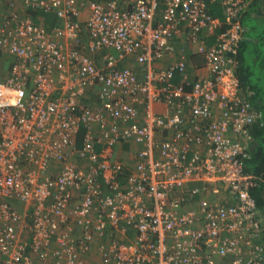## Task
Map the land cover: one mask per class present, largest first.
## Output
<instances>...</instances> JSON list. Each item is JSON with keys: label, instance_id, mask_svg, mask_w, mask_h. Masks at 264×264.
<instances>
[{"label": "built area", "instance_id": "2783aa9c", "mask_svg": "<svg viewBox=\"0 0 264 264\" xmlns=\"http://www.w3.org/2000/svg\"><path fill=\"white\" fill-rule=\"evenodd\" d=\"M253 1L222 0L221 21L204 0H25L61 23L0 21V56L13 58L0 79V264H264L245 170L259 114L236 75L238 14ZM85 41L106 50L102 67ZM94 85L98 107L82 100ZM119 144L135 147L127 174Z\"/></svg>", "mask_w": 264, "mask_h": 264}, {"label": "trees", "instance_id": "16d2710c", "mask_svg": "<svg viewBox=\"0 0 264 264\" xmlns=\"http://www.w3.org/2000/svg\"><path fill=\"white\" fill-rule=\"evenodd\" d=\"M205 3H206V6L207 8H209V12L214 16V11L215 9L218 7L220 9V12H222V9L221 7L223 8V5H221L222 3V0H204ZM257 0H254L252 3H250L251 5L252 4H255ZM249 4H246L244 6H242L238 16H239V20H240V24L242 25V27L246 28V25H247V18H248V15H247V11H245L248 7L247 6H251ZM224 9V8H223ZM217 10V9H216ZM46 13V12H44ZM40 12V11H36L34 13L31 14L32 16V19L36 22H41L44 24L45 27H50V25H47L45 24L44 22V19H47V16ZM219 18V17H217ZM221 21H224L225 19V10H224V16L222 18H219ZM254 29V28H253ZM246 30V29H245ZM244 32H243V36H244ZM255 39L254 41H246V39L242 40V42L240 43L239 45V48H238V53L236 55V61H237V68H236V75H237V78H238V81H239V86H240V89H241V95L244 96V100L246 102L249 103V105L251 106V108L257 112L260 116V111H258L257 109L254 108V105L251 103L252 101H249L248 98L250 96H255L256 95V92H257V88H258V78H254L252 77V73L250 71V66L248 65L247 67L244 65V61H246L243 57V55H241V50H242V47L244 49V46L249 43L250 45L253 46V50L255 52V56H256V53H259V54H264V39L263 38H260V36H258L257 34L255 35ZM214 42V39L213 38H209L207 44L210 45L211 43ZM260 43V44H259ZM259 44V45H258ZM262 46V50H259L258 49V46ZM251 56H253V53H251ZM264 56V55H263ZM247 57H248V53H247ZM187 61L189 63L192 62V64L196 65V64H199L200 63V59L197 58L196 56H191V57H188L187 58ZM251 76V77H250ZM250 78H254L252 82H250ZM176 81H178V79H176ZM252 92L251 95H249V93ZM260 123H261V118H259L257 120V122L251 127V134H252V137H253V143L255 142L256 144V147L254 149H250L249 151V159L246 160V163H245V170H246V173H249V175L253 176V177H256L257 179V185L250 189V194L251 196L253 197L255 203H256V208L257 210L260 212V216H261V221H262V225L264 226V149L262 150V148H257V143H256V134L259 133V130L261 127L263 126H260ZM80 137H81V132L79 133V136H78V141H80ZM78 147H80V142L79 144L77 145ZM257 150V151H255ZM255 152H257L255 155ZM125 174L127 172H124ZM190 186V185H189ZM201 185H199L200 187ZM77 233V232H76ZM77 236V235H76ZM261 243L264 247V231L262 233V238H261ZM86 257H89V258H93L92 255L90 253H87L85 255Z\"/></svg>", "mask_w": 264, "mask_h": 264}, {"label": "crops", "instance_id": "0c3cea01", "mask_svg": "<svg viewBox=\"0 0 264 264\" xmlns=\"http://www.w3.org/2000/svg\"><path fill=\"white\" fill-rule=\"evenodd\" d=\"M84 2L87 1H100V0H81ZM25 0H0V21H3V18H8L13 14H16L18 17H22L23 16H27L29 17L32 21H34L32 19L31 14L36 12V11H40L42 13L46 12L43 10H33L32 8L28 7L27 5L25 6ZM121 5L124 7L125 3L123 1H121ZM125 8V7H124ZM261 11H264V1L261 4L260 7ZM47 16V19H44L45 24L50 25V27H45L44 24L41 22H36L34 21V23L36 24H41L42 26H44L46 28V31H50L54 26L59 25L61 22L56 18L55 14L53 12H46L44 13ZM88 15V11L87 9H82L81 13H80V17H79V21H85ZM13 23H16V21H13ZM245 33V31H244ZM245 40V37H244ZM247 40V39H246ZM249 42V41H248ZM174 45L176 47V49L178 51L181 50V44L178 40L174 41ZM84 51L86 54H88L89 58L94 60L96 65L98 67H102L103 66V61L101 59L102 54L106 52V50H102L100 52H92L89 48H88V41H85L84 44ZM186 55H189V51L188 50H184ZM112 52L114 55L116 54V52L110 51ZM172 58H167L166 61L160 62V63H156L157 67L160 66H164L167 65L170 60ZM13 58L12 56L8 55V54H2L0 56V79H3L9 72L10 66L12 64ZM117 67L120 69H130L131 71L134 72L135 76L142 78L145 74V67L143 66H137L136 64L133 63H129L126 62L124 60H121L117 63ZM98 90L99 87L97 85L92 86L91 88H88L86 93L83 95L82 100L85 101V103L88 106H92V107H98L100 106L101 100L98 99ZM252 92L249 93V95H251ZM155 112H157L156 108L154 109ZM80 142V147L82 145V140L80 138V141H78L77 138V143H76V147H78L77 145ZM256 147L255 142L252 144V149H254ZM100 146L96 147L97 151L100 150ZM114 150V154H113V160L114 158L117 161H121V163H125L130 157H132V152L135 151V147H130L128 145H123V144H119L116 145L115 147H113ZM127 164V162H126ZM128 165V164H127ZM124 180V178H122ZM198 182H192L189 185L191 187L194 186H199ZM203 196V195H202Z\"/></svg>", "mask_w": 264, "mask_h": 264}, {"label": "rangeland", "instance_id": "374dc122", "mask_svg": "<svg viewBox=\"0 0 264 264\" xmlns=\"http://www.w3.org/2000/svg\"><path fill=\"white\" fill-rule=\"evenodd\" d=\"M263 1L264 0H257L256 3L252 5L249 3V5L251 6L250 7L247 6L248 8L245 10L247 11V15H248L246 28L243 27V30L245 31L244 37L245 39H247L246 41H252V40L254 41L256 34L260 36V38L264 39V11H261L260 9ZM216 9L214 11L215 13L214 17L222 18L224 16V9L221 7L222 12H220V9L218 7ZM253 49H254L253 46L247 43L244 46V49L242 47L241 55H243L244 59L246 60L244 61V65L246 67L248 65L250 66L252 77L258 78L259 81L256 95L250 96L248 100L252 101L251 103L254 105V108L261 112L259 116V118H261L260 126L263 127L260 128L259 133L256 134L255 136L257 143L256 149L263 147L262 148L263 150L264 149V56H263L264 54L256 53L255 56V52ZM258 49L262 50V46L261 45L258 46ZM247 53H248V57H247ZM251 53H253V56H251ZM254 78L252 79L250 78V82H252ZM241 97L244 98L243 95H241ZM256 153L257 152H255V155L258 154ZM207 200L210 201L212 204H214L220 201V197L208 196ZM258 214L260 215L259 211Z\"/></svg>", "mask_w": 264, "mask_h": 264}, {"label": "clouds", "instance_id": "9594fccd", "mask_svg": "<svg viewBox=\"0 0 264 264\" xmlns=\"http://www.w3.org/2000/svg\"><path fill=\"white\" fill-rule=\"evenodd\" d=\"M243 38H244V36H243ZM157 63H159V62H157ZM252 144H253V137H252V142H251V145H250V149L252 148ZM126 162H127L128 165L126 164ZM126 162L124 163V168H125L124 172L128 173V172H130V170L133 169V167L135 165V160H134V158L132 156Z\"/></svg>", "mask_w": 264, "mask_h": 264}, {"label": "flooded vegetation", "instance_id": "af4514ba", "mask_svg": "<svg viewBox=\"0 0 264 264\" xmlns=\"http://www.w3.org/2000/svg\"><path fill=\"white\" fill-rule=\"evenodd\" d=\"M113 154H114V150L111 152V158H112V160H113ZM113 161H117L115 158H114V160ZM117 162H119V161H117ZM120 163H121V161H120ZM121 164H123L124 165V163H121ZM13 206H15L19 211H24V203H22V202H19V201H13Z\"/></svg>", "mask_w": 264, "mask_h": 264}]
</instances>
